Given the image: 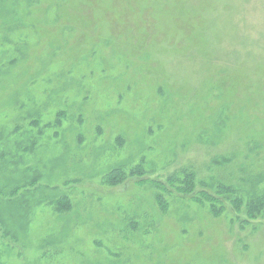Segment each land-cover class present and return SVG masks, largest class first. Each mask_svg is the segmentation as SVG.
I'll return each instance as SVG.
<instances>
[{
	"label": "rangeland",
	"instance_id": "obj_1",
	"mask_svg": "<svg viewBox=\"0 0 264 264\" xmlns=\"http://www.w3.org/2000/svg\"><path fill=\"white\" fill-rule=\"evenodd\" d=\"M263 198L264 0H0V264H264Z\"/></svg>",
	"mask_w": 264,
	"mask_h": 264
},
{
	"label": "trees",
	"instance_id": "obj_2",
	"mask_svg": "<svg viewBox=\"0 0 264 264\" xmlns=\"http://www.w3.org/2000/svg\"><path fill=\"white\" fill-rule=\"evenodd\" d=\"M214 165H212V171H213V169H214ZM184 169H187V168H184ZM118 174H119V177L120 178H122L123 177V175L121 174V172H117ZM189 176H190V180H189V182H191L192 181V177H194V173H191V174H189ZM218 176V175H217ZM224 179H225V177H223ZM172 179V178H171ZM194 179H195V177H194ZM173 180V179H172ZM221 183H219V185L220 186H222V187H228L227 185H229V184H226V182H222V181H220ZM184 184H185V182H184ZM204 186H207V187H210L211 186V183H209V184H203ZM185 186H187V185H185ZM193 187V186H192ZM229 187H231V186H229ZM194 188V187H193ZM261 204H263L264 205V198L263 199H259V202H258V205L260 206V207H262V205ZM264 208V207H263Z\"/></svg>",
	"mask_w": 264,
	"mask_h": 264
}]
</instances>
